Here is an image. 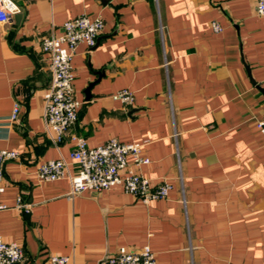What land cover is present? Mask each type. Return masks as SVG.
<instances>
[{
  "label": "crops",
  "instance_id": "crops-1",
  "mask_svg": "<svg viewBox=\"0 0 264 264\" xmlns=\"http://www.w3.org/2000/svg\"><path fill=\"white\" fill-rule=\"evenodd\" d=\"M14 1L20 11L0 23V149L20 155L4 167L0 232L23 247L19 264H50L53 254L68 256L67 264H101L120 247L146 245L156 264H264L257 0ZM83 14L101 16L104 27L94 46L77 48L78 122L57 142L45 122L51 72L41 40ZM123 89L134 93L133 104L114 98ZM72 134L91 147L110 138L144 144L150 162L131 171L169 183V195L145 204L114 186L70 196L69 179L42 180V162L70 161Z\"/></svg>",
  "mask_w": 264,
  "mask_h": 264
},
{
  "label": "built area",
  "instance_id": "built-area-1",
  "mask_svg": "<svg viewBox=\"0 0 264 264\" xmlns=\"http://www.w3.org/2000/svg\"><path fill=\"white\" fill-rule=\"evenodd\" d=\"M256 13L264 15V0H257ZM20 11L14 0H0V23L7 24L12 16ZM104 27L101 16L90 18L83 14L68 19L60 34L45 36L41 40V50L49 62L51 80L43 90L45 98V122L54 131L55 139L61 142L78 122L80 102L74 92L73 59L81 43L94 46ZM216 32L222 26L212 22ZM115 99L125 104H133L134 93L123 89L114 95ZM20 104L14 105L10 121L17 120ZM264 135V119L257 122ZM74 148L70 152V161L64 158L42 162L39 176L44 181L67 178L71 182L70 196H78L86 190L103 192L114 186H121L126 192L138 197L143 203L165 198L171 185L161 182L153 185L150 179L131 167L148 164L150 159L144 155V144L139 142L124 143L117 138H110L105 143L91 147L83 136L72 134ZM20 152L16 149H0V194L5 190L4 167L7 161L17 159ZM76 167L73 171L71 168ZM18 207L29 209L31 204L18 201ZM6 206L0 202V209ZM25 258L23 247L16 241H6L0 232V264H19ZM105 264H156V254L150 246L139 250L120 247L108 253ZM69 257L50 255V264H67Z\"/></svg>",
  "mask_w": 264,
  "mask_h": 264
},
{
  "label": "water",
  "instance_id": "water-1",
  "mask_svg": "<svg viewBox=\"0 0 264 264\" xmlns=\"http://www.w3.org/2000/svg\"><path fill=\"white\" fill-rule=\"evenodd\" d=\"M20 17H21V14H16V15H15V18H16L17 20H19ZM105 259H106V258H104V259L102 260L101 264L105 262Z\"/></svg>",
  "mask_w": 264,
  "mask_h": 264
}]
</instances>
